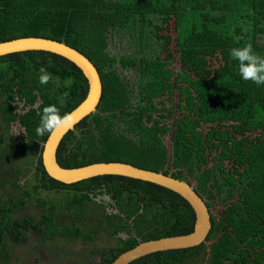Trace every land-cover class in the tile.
Returning <instances> with one entry per match:
<instances>
[{
	"label": "trees",
	"instance_id": "16d2710c",
	"mask_svg": "<svg viewBox=\"0 0 264 264\" xmlns=\"http://www.w3.org/2000/svg\"><path fill=\"white\" fill-rule=\"evenodd\" d=\"M169 24L173 35L165 31ZM114 33L130 37V51L109 50ZM29 35L74 47L101 81L96 109L57 146L61 166L122 161L161 171L191 184L209 210L205 242L127 264H180L199 255L202 264H264V84L241 79L230 55L251 44L264 56V0H0V41ZM41 67L52 73L47 84L39 83ZM128 71L135 72L132 83ZM87 87L82 71L58 54L0 55V160L6 165L13 154H28L34 190L70 191L67 210L88 202L103 207L94 198L107 195L116 211L104 212L105 229L122 233L99 255V264H110L139 241L189 233L194 211L178 193L138 178L101 174L64 183L47 174L41 150L48 133L35 132L41 110L56 105L63 116ZM12 123L23 129L17 138L7 132ZM29 195L0 193V264L8 261L6 243L23 242L29 231L42 239H92L79 226H61L51 202H38L47 204L39 218L13 216ZM33 264L43 263L36 257Z\"/></svg>",
	"mask_w": 264,
	"mask_h": 264
},
{
	"label": "rangeland",
	"instance_id": "374dc122",
	"mask_svg": "<svg viewBox=\"0 0 264 264\" xmlns=\"http://www.w3.org/2000/svg\"><path fill=\"white\" fill-rule=\"evenodd\" d=\"M165 31L173 35L172 25L169 24ZM264 43V38L261 39ZM130 37H121L118 33L110 34L109 50L113 53L130 51L132 45ZM129 82L135 80V72L128 71L125 73ZM0 124L2 122L0 121ZM22 128L12 123L7 132L12 138H17L22 132ZM168 143V137L164 138ZM12 155V154H10ZM14 159H12V158ZM8 158L6 165L0 160V193L3 198L8 196H20L25 192L30 193L26 203L18 208L13 216L31 215L39 218L41 210L47 207V204L41 208L39 201L53 203L57 206V220L61 226H79L84 232H91L93 237L91 240H82L80 237L68 238L65 236L51 235L47 239H42L40 233L29 231L23 242L13 243L8 241L6 248L8 250L7 264H33L36 257L43 264H99L100 253L115 246L117 236L122 233L112 235L105 229L104 212L113 213L116 210L107 204L108 196L103 195L101 198L95 197V202L103 203V207L92 202L84 205L83 209L72 208L65 209L64 205L68 204L72 193L66 190L46 191L43 189L34 190L33 186L37 179L35 169L30 163V156L26 153L13 154ZM30 163V164H29ZM22 168L21 173H17L19 177H15L13 170L17 167ZM216 212V209H215ZM100 219L101 222L99 221ZM203 256L199 255L195 258H189L180 264H202Z\"/></svg>",
	"mask_w": 264,
	"mask_h": 264
},
{
	"label": "water",
	"instance_id": "95a60500",
	"mask_svg": "<svg viewBox=\"0 0 264 264\" xmlns=\"http://www.w3.org/2000/svg\"><path fill=\"white\" fill-rule=\"evenodd\" d=\"M30 49L49 51L68 59L82 71L88 84L85 97L62 116L70 126L54 128L48 133L42 144L41 161L50 177L64 183H72L101 174H119L138 178L178 193L194 211V225L189 233L139 241L133 247L119 253L110 264H127L131 260L151 252L185 248L205 242L210 229L209 210L201 196L185 180L177 179L161 171L138 167L122 161H98L77 167H63L57 162L56 149L63 135L68 130L73 129L80 119L96 109L101 96V81L93 63L83 53L65 42L35 35L0 41V55Z\"/></svg>",
	"mask_w": 264,
	"mask_h": 264
},
{
	"label": "clouds",
	"instance_id": "9594fccd",
	"mask_svg": "<svg viewBox=\"0 0 264 264\" xmlns=\"http://www.w3.org/2000/svg\"><path fill=\"white\" fill-rule=\"evenodd\" d=\"M231 57L238 62V73L241 79L252 81L256 85L264 84V56L257 54L251 44L242 47H233L230 50ZM38 80L40 84H47L52 78V73L46 68L39 70ZM70 126L68 121L59 114L56 105H46L42 108L40 120L35 128L37 136L50 133L54 128Z\"/></svg>",
	"mask_w": 264,
	"mask_h": 264
}]
</instances>
